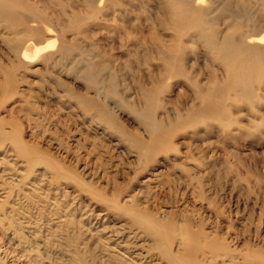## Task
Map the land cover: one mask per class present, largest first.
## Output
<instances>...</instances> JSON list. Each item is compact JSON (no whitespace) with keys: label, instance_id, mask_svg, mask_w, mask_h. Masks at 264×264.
Masks as SVG:
<instances>
[{"label":"rangeland","instance_id":"obj_1","mask_svg":"<svg viewBox=\"0 0 264 264\" xmlns=\"http://www.w3.org/2000/svg\"><path fill=\"white\" fill-rule=\"evenodd\" d=\"M21 1L15 18L0 16V195L16 212L4 220L0 207V264H130L115 234L123 262H102L93 245L118 229L142 236L131 214L158 226L155 247L131 238L152 263L183 264L161 251L178 230L201 250L203 236L236 249L232 264H264V81L249 99L220 95L235 44L264 32V0H184L182 18L170 0ZM13 38L52 46L22 64ZM207 102L221 118L189 125ZM160 139L168 148L149 149Z\"/></svg>","mask_w":264,"mask_h":264},{"label":"bare ground","instance_id":"obj_2","mask_svg":"<svg viewBox=\"0 0 264 264\" xmlns=\"http://www.w3.org/2000/svg\"><path fill=\"white\" fill-rule=\"evenodd\" d=\"M182 1L184 2V0H170V2L168 3V7L170 8V10H172V12H174L175 17L178 16V15L180 16V18H182L181 16H189V14L187 12H180L179 9H178V8L181 7V5H183ZM22 7L24 8V5H23L21 0H0V16H2V17L8 16L10 18H15V14L16 13H14V11L16 9H18V8L21 9ZM26 8H27V6H26ZM26 11H28V8L26 9ZM18 19H20V18H18ZM7 20H9V19H7ZM177 23L184 24L185 21L180 19V21H177ZM255 24L258 25L259 23H252V27L253 28H254V26H256ZM32 26H34V25H32ZM260 26H263V24H260ZM255 28L257 30V28H259V25L256 26ZM30 30H32V29H30ZM36 30H37V28L35 29V32H36ZM32 31L34 32V30H32ZM258 32H259V36L258 35H256L255 37H249L248 36L249 37L248 41H246V42L243 41L242 43H236L235 44V46L239 50L238 56L240 57V59L238 60V62L235 65L233 64L231 69H230V73H229L230 79L227 82L225 88L222 89V91L220 93V95H222L223 97H225V98L229 97V99H231V100H235V99H240V100L249 99L250 97H252L254 95V89L252 88V86L254 84H256V83L264 81V69L261 67L262 63L264 64V62H262L264 60H261L259 62L255 58H253V54L262 55L263 52H264V47L262 46V44L264 43V32H263V30H260ZM35 34H38V33L36 32ZM44 34H42V35H44ZM15 36H17V34ZM15 42L16 41H15L14 38L11 40L12 45H11V43L8 42L11 45V49H14V50H10V48H8L10 50V51L8 50V52H11V51L13 52V51L16 50L17 54H16V51H15L14 53L16 54V56L15 55L14 56L20 62H23L22 64H25L24 62L30 64L29 62H33L34 60H36L37 57L40 54L47 52L46 49L48 47L52 46V43L51 44L47 43V44H43V45H41V44L40 45L39 44H29V43L27 45H24V43H23L21 47H17V45H19V44L15 43ZM9 44H8V47H9ZM217 45L218 44L216 42H212L211 43V48L214 51L216 50L220 56H223V49L222 48H218ZM224 48L227 49V47H224ZM226 51L228 53H230L231 50H226ZM14 53H10V55L14 54ZM228 53H226L224 56L228 57ZM14 56L12 58H14ZM226 90L232 91L233 93L229 94V93H227ZM69 93H71V92L69 91L68 94ZM221 111H222L221 106L217 105L216 107H214L210 102L203 103V107H201L200 110L197 113H195L191 117H189L188 120H187V123L189 125L203 124V123H206L207 120L221 118V115H220ZM140 116H142L146 120L148 119L147 122L149 124H151L152 127L153 126L158 127V125L155 122H152L147 116H144V114L142 112H141ZM165 143L166 142L164 140L160 139V140L157 141V145L152 146L149 149H162L164 147L168 148V147L165 146ZM19 147H20V144H19ZM148 151L151 152V150H148ZM24 162H25V165H27L29 167L30 160H25ZM25 173H26V170H25ZM27 173L25 174L26 176L28 175ZM25 175L23 174L20 177L21 178H23V177L25 178ZM17 193H18V191H17ZM3 194H5V192ZM0 197H2V195H0ZM2 199H5V200L2 201ZM2 199L0 200V207L2 206L1 208H5L4 212L2 213V216H3L4 220H8V219L11 220L12 218L15 217V213L16 212L14 211L12 206H10L8 204L10 202L9 201L10 197L9 196L4 197V198L2 197ZM88 215L90 216V213ZM99 216H101V215L100 214L99 215L96 214V218H98ZM129 216L130 217L127 220L128 223H129V226L131 224H133V223L134 224L138 223V224L142 225L145 228V229H143L144 233L142 232L143 233L142 236H144V238H146L148 236L149 241L151 242L150 246H154L155 247V245H158V243H159V238L157 237L158 226L153 224V222L150 221L149 218L142 217V215H140V214H131ZM86 217L88 218V216H86ZM18 220L15 219V220L11 221V223L10 222L7 223V226L12 227L10 229L13 230V232H12L13 240H15L17 243H20L19 241L21 240L20 232H21V228H22V223L18 222ZM134 224L132 226H134ZM121 226L123 228V225H121ZM112 227H114V226H112ZM105 228H106V226H104L103 228H100L101 230L95 231L94 233L89 231L88 230L89 228H86L85 230L82 229L81 232L85 233V235L87 237H89V239L91 240V239H94V237L99 236L100 232L103 233L102 229H105ZM78 229L81 230L80 227H78ZM118 230L110 232L109 234H111L112 236H109L107 234L109 237L105 236L104 240H102L100 238L99 239L97 238L98 240L96 242V245H93L94 246L93 248H95V246L98 248L99 254H100L99 257L102 259V262L103 261L106 262L109 259H112V258H115V257L116 258L119 257V260L122 261L120 256L125 254V252H127V253L129 252V255L132 254L133 255L132 258L135 259V260H132V258H131V260L129 261L130 264H136V263L137 264H156V263H152L153 259L148 257L147 252L145 253L146 255L142 254V250L139 247L140 244L136 246L135 245V241H134V243L131 241V238L135 239L134 236H136V235H137L136 238H140L142 236H140L138 233L132 232L131 234L134 233L136 235L133 234L134 236L132 235V237L131 236L127 237L128 235L126 237H123V233L122 232H124L125 230L123 231V229H121L122 232L118 231ZM128 231H129V229H128ZM174 232L175 231L169 232V233L173 234ZM103 234H105V233H103ZM113 235L116 236V239H117V242L114 243V246L117 247V248L120 247L122 250L125 251L124 253L122 252L123 253L122 255L119 254L118 251L116 252L114 247H112L111 244H109L110 239L113 237ZM172 236L174 237V240L176 239L175 247L172 250L170 249L168 251L167 250H161V251H162L163 255L167 256V258L170 257L172 261L174 260L173 263H177L178 261L179 262L183 261V264H194V262L196 261V257H198L196 252L199 253V256H201L203 258L204 262H207V264H215V263H217V264L218 263H220V264H226V263L227 264H229V263L232 264L233 262L235 263V261H236V260L234 261V259H236L234 257V255H232V253L235 252L236 249L235 250L234 249L230 250L228 248V246H226L222 242H219V241L210 242L211 240L208 241L207 237L203 236V239L205 240V242L201 243L202 242V238H201L200 239L201 240L200 244L203 245V246H206L208 248V251H204L207 248L205 247L206 249H204V250L202 249L201 250V248H200L201 246L199 247L198 246L199 244H197V241H196L197 238L194 240L193 237H191L190 235H188L184 231L182 232V231H178L177 230L175 232V234L172 235ZM122 239L123 240L126 239L127 243H125V240L122 241ZM147 239H145V240H147ZM118 240H120V241H118ZM95 241H96V239H95ZM142 247H144V245ZM148 253H150V252L148 251ZM254 253L255 252L252 251V253L250 255L247 252V254L245 256L250 255V257H253L255 259L257 254H254ZM172 254H173V257H171ZM206 259H207V261H205ZM171 260H169V261H171ZM123 261H124V259H123ZM134 262H136V263H134ZM199 263L200 264H205L202 261H199ZM125 264H129V263L127 262Z\"/></svg>","mask_w":264,"mask_h":264}]
</instances>
